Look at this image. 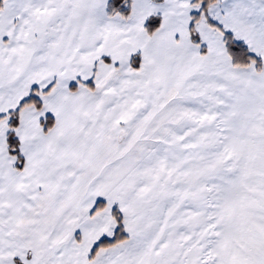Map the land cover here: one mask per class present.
<instances>
[{
  "label": "snow or ice",
  "instance_id": "snow-or-ice-1",
  "mask_svg": "<svg viewBox=\"0 0 264 264\" xmlns=\"http://www.w3.org/2000/svg\"><path fill=\"white\" fill-rule=\"evenodd\" d=\"M0 264H264V0H0Z\"/></svg>",
  "mask_w": 264,
  "mask_h": 264
}]
</instances>
